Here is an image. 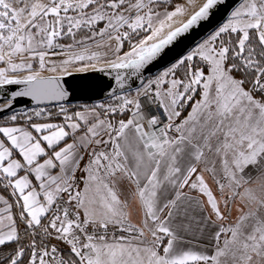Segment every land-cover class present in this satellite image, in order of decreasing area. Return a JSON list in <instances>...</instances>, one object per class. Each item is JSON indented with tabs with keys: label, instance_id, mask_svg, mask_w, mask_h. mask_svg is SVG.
I'll return each mask as SVG.
<instances>
[{
	"label": "snow or ice",
	"instance_id": "6c2138e0",
	"mask_svg": "<svg viewBox=\"0 0 264 264\" xmlns=\"http://www.w3.org/2000/svg\"><path fill=\"white\" fill-rule=\"evenodd\" d=\"M223 3L0 0V264H264V0L144 77Z\"/></svg>",
	"mask_w": 264,
	"mask_h": 264
},
{
	"label": "water",
	"instance_id": "95a60500",
	"mask_svg": "<svg viewBox=\"0 0 264 264\" xmlns=\"http://www.w3.org/2000/svg\"><path fill=\"white\" fill-rule=\"evenodd\" d=\"M239 0H224L222 5L217 6L214 14L206 22L196 30L190 32L185 37L180 38L173 45L165 49V52L153 62L144 73L147 79L150 76L166 69L182 55L186 54L194 44L206 38L215 28L219 27L230 14V12L238 5ZM126 77L131 70H121ZM116 72L104 70H93L85 73H73L71 76H65L61 80V86L69 92L70 103L90 104L110 99L113 90H117V94L121 92H131L140 85V81L135 77H129L126 80L124 89H117L114 77ZM18 86L12 85L0 88V97L4 92H9ZM4 103V99L0 98V104ZM37 107L30 98H19L15 103L17 112ZM6 117V114H5Z\"/></svg>",
	"mask_w": 264,
	"mask_h": 264
},
{
	"label": "rangeland",
	"instance_id": "374dc122",
	"mask_svg": "<svg viewBox=\"0 0 264 264\" xmlns=\"http://www.w3.org/2000/svg\"><path fill=\"white\" fill-rule=\"evenodd\" d=\"M227 19V18H226ZM226 21V20H225ZM125 50H127V48L125 49ZM104 67V65H103V63L101 62V63H98L97 65H96V68H99V69H101V68H103ZM74 72H76V70H73V73ZM45 75H47V73H44ZM92 104H99V103H92ZM73 106H76V105H73Z\"/></svg>",
	"mask_w": 264,
	"mask_h": 264
},
{
	"label": "built area",
	"instance_id": "2783aa9c",
	"mask_svg": "<svg viewBox=\"0 0 264 264\" xmlns=\"http://www.w3.org/2000/svg\"><path fill=\"white\" fill-rule=\"evenodd\" d=\"M156 75V74H155ZM155 75H153V76H155ZM153 76H150V77H153ZM150 77H148V78H150ZM136 90V89H135ZM135 90H133V91H131L130 93H132V94H135ZM105 102H111V100L110 99H107V100H104V101H100V102H95V103H105ZM33 109V108H32ZM31 109H28V111H30ZM26 111V110H25Z\"/></svg>",
	"mask_w": 264,
	"mask_h": 264
},
{
	"label": "bare ground",
	"instance_id": "6f19581e",
	"mask_svg": "<svg viewBox=\"0 0 264 264\" xmlns=\"http://www.w3.org/2000/svg\"><path fill=\"white\" fill-rule=\"evenodd\" d=\"M99 68H88V69H86V70H84V71H76V72H74V73H85V72H89V71H93V70H98Z\"/></svg>",
	"mask_w": 264,
	"mask_h": 264
},
{
	"label": "crops",
	"instance_id": "0c3cea01",
	"mask_svg": "<svg viewBox=\"0 0 264 264\" xmlns=\"http://www.w3.org/2000/svg\"><path fill=\"white\" fill-rule=\"evenodd\" d=\"M158 73H159V72H158ZM158 73H157V74H158ZM77 105H89V106H90V105H93V104L90 103V104H77ZM5 118H6V117H5Z\"/></svg>",
	"mask_w": 264,
	"mask_h": 264
}]
</instances>
